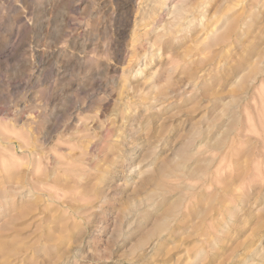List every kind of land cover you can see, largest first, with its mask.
<instances>
[{"label":"rangeland","instance_id":"rangeland-1","mask_svg":"<svg viewBox=\"0 0 264 264\" xmlns=\"http://www.w3.org/2000/svg\"><path fill=\"white\" fill-rule=\"evenodd\" d=\"M0 264H264V0H0Z\"/></svg>","mask_w":264,"mask_h":264},{"label":"bare ground","instance_id":"bare-ground-1","mask_svg":"<svg viewBox=\"0 0 264 264\" xmlns=\"http://www.w3.org/2000/svg\"><path fill=\"white\" fill-rule=\"evenodd\" d=\"M230 179V178H229Z\"/></svg>","mask_w":264,"mask_h":264}]
</instances>
